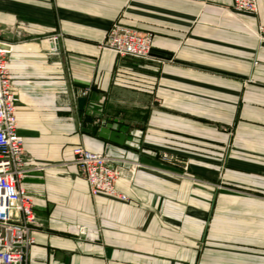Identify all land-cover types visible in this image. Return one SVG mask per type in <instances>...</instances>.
<instances>
[{
  "label": "crops",
  "instance_id": "crops-1",
  "mask_svg": "<svg viewBox=\"0 0 264 264\" xmlns=\"http://www.w3.org/2000/svg\"><path fill=\"white\" fill-rule=\"evenodd\" d=\"M257 3L245 13L233 0H0V48L31 159L28 264H264ZM116 21L151 32L163 60L104 47ZM86 115L117 121L125 144L84 131ZM79 146L116 159L127 200L91 193Z\"/></svg>",
  "mask_w": 264,
  "mask_h": 264
},
{
  "label": "built area",
  "instance_id": "built-area-1",
  "mask_svg": "<svg viewBox=\"0 0 264 264\" xmlns=\"http://www.w3.org/2000/svg\"><path fill=\"white\" fill-rule=\"evenodd\" d=\"M232 7L238 12L258 11L257 0H233ZM258 34L264 38V25L259 26ZM58 40V35L50 37L52 49L58 48ZM103 46L120 57L163 60L153 51L151 32L119 21L109 28ZM16 100L7 61L0 48V264H28L30 249L36 242L34 204L22 185L31 159L25 155L24 139L18 132ZM74 155L79 173L87 180L92 194L128 199L116 187L121 173L114 157L80 146ZM80 233H86L84 227Z\"/></svg>",
  "mask_w": 264,
  "mask_h": 264
},
{
  "label": "water",
  "instance_id": "water-1",
  "mask_svg": "<svg viewBox=\"0 0 264 264\" xmlns=\"http://www.w3.org/2000/svg\"><path fill=\"white\" fill-rule=\"evenodd\" d=\"M87 98L81 96L78 98V108L84 112L86 109ZM84 131L93 132L98 137L109 140L119 145H124L127 138V132H123L115 128L114 123L117 121L99 120L95 121L92 115H86L84 118Z\"/></svg>",
  "mask_w": 264,
  "mask_h": 264
}]
</instances>
